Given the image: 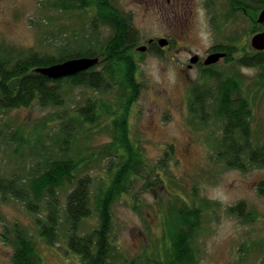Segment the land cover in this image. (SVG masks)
Segmentation results:
<instances>
[{"label": "rangeland", "instance_id": "obj_1", "mask_svg": "<svg viewBox=\"0 0 264 264\" xmlns=\"http://www.w3.org/2000/svg\"><path fill=\"white\" fill-rule=\"evenodd\" d=\"M93 1L84 10L66 12L54 7L58 2L56 0H0V41L23 52L31 48L40 52H54L56 46L62 44H83L85 37L91 34V18L95 13L98 14V0ZM199 1L107 0L112 8L132 13L133 24L142 37L139 46H147L150 39L165 37V34L176 39L175 45L165 51L160 50V54L155 51L142 53L138 71L142 88L130 115L133 139L144 148L148 165L157 162L163 166L165 170L161 168L159 171L164 181L155 182L149 188L138 184L129 193H124L121 199H117L112 209V233L117 245L129 258L144 252L150 254L162 242L167 212L174 203L170 202L172 194L188 200L195 194L200 206L207 204L202 228L196 238L198 264H264V196L258 191L259 183L264 181V166H252L244 171L228 167L222 160H217L214 151L223 135V126L216 120L206 126L194 123L186 108L190 102L191 87L200 84V81L203 83V79L197 71L185 74L183 64L188 61L191 52L203 53L214 42L211 32H207L203 23V12L200 10L198 13ZM188 8L194 10V19L190 36L183 38L178 35L176 26L182 19L179 12L183 13ZM242 20L238 16L234 18L232 35L247 29L250 34V21L247 25ZM98 36L104 42L110 38L111 31L100 27ZM87 46L85 41L84 51ZM231 67L232 76L237 74L244 80L245 95L251 102L252 141L255 145H262L264 88L258 85V81L263 70L258 67L248 70L241 66ZM93 96L91 90L66 87V100L62 107L42 108L34 103L30 107L0 110V174L7 177L13 173L25 175L36 159L41 162L47 156L48 149L59 150V145L52 142H47L46 146L43 143L35 145L36 136L33 135L44 124H49L53 127L47 125L46 131L56 138L58 131L51 120L58 119L59 113L63 114L65 120ZM19 131L28 134L23 141V148L6 139ZM85 134L82 129L78 131L79 138L74 150L85 162H89L95 158L93 153L110 140V135L99 129ZM59 137L63 138L62 135ZM40 140L43 138L37 141ZM168 144L173 145L174 154L172 159L161 163L160 159ZM43 166L40 164L37 168ZM101 168L100 163L92 164L94 171L91 176H102L105 172ZM147 169L141 167L140 174L144 176ZM151 178L153 180L155 176L151 175ZM69 191L67 187L60 192L61 202L65 203ZM242 202L247 205L249 220L230 210L231 206ZM38 208V216L45 220L47 206ZM0 213V264H14V249L3 241V233L11 231L5 230V225L16 223L28 228L36 237L41 264H81L77 255L68 251L63 240L67 231L64 218L60 219L63 235L50 246L39 236L35 215L27 211L22 202L13 198L5 199L0 193ZM95 224L96 218L93 216L83 222L81 231H91ZM114 264L122 263L116 260Z\"/></svg>", "mask_w": 264, "mask_h": 264}, {"label": "trees", "instance_id": "obj_2", "mask_svg": "<svg viewBox=\"0 0 264 264\" xmlns=\"http://www.w3.org/2000/svg\"><path fill=\"white\" fill-rule=\"evenodd\" d=\"M56 2L54 7L66 12L84 10L94 3L93 0ZM97 6L98 14L91 18V34L85 37L88 43L85 51V41L83 44L56 46L54 52H40L33 48L23 52L0 41V110L30 107L34 103L42 108L62 107L65 105L66 87L84 88L94 93L65 120L60 113L58 119L51 120L58 131L56 138L46 131V126L51 128L52 125L44 124L42 129L37 130L33 135L36 136L35 145L43 143L46 146L47 142H52L59 145V150L48 149L47 156L41 162L36 159L25 175L13 173L7 177L0 174V193L5 199L22 202L27 211L35 215L39 236L50 246L63 235L60 219L64 218L67 231L63 240L68 251L76 254L81 264H114L116 260L122 264H198L196 238L202 228L207 204L200 206L195 194H191L189 200L172 194L170 202L174 203L167 212L162 242L150 254L144 252L129 258L117 245L112 233L114 204L138 184L149 188L155 182H163L159 170L165 169L157 162L148 165L144 148L131 135V109L142 88L138 71L143 54L137 50L142 37L130 13L112 8L107 0H98ZM248 8L250 36L258 29L257 18L264 8V0H248ZM100 27L111 31L110 38L104 42L97 37ZM236 36L239 35L228 36L229 43L235 44ZM160 50L161 46H156L148 51L160 54ZM250 51L247 57L236 59L237 65L234 66L262 68L258 85L264 88V50H255L251 46ZM81 57H98L100 61L88 70L58 80L33 72L36 68ZM205 73L208 74H205L204 82L191 89L189 113L194 123L206 126L216 120L223 126V135L214 151L215 158L228 167L244 171L252 166H264V144L255 145L252 141V107L244 93V80L237 74L228 76V72ZM13 78L21 79L16 91L8 86ZM81 129L85 135L93 129L110 135V140L93 153L95 158L89 162H85L74 150ZM59 135L63 138L60 139ZM8 137V141L16 142L23 148L28 134L19 131ZM41 138L42 141H37ZM168 145L161 163L172 159L174 154L173 145ZM94 163L102 165L105 176L104 173L100 177H92ZM40 164L44 166L38 169ZM141 167L148 168L144 176L140 174ZM151 175L155 176L153 180ZM92 185L95 187L92 188ZM67 187L70 191L64 203L60 200V192ZM258 191L264 196V181L259 183ZM41 205L47 206L45 220L38 216ZM230 210L249 220L245 202L231 206ZM93 216L96 224L92 230L81 231L83 222ZM4 229H11L3 233V241L14 249V264L42 263L38 241L28 228L16 223L5 225Z\"/></svg>", "mask_w": 264, "mask_h": 264}, {"label": "flooded vegetation", "instance_id": "obj_3", "mask_svg": "<svg viewBox=\"0 0 264 264\" xmlns=\"http://www.w3.org/2000/svg\"><path fill=\"white\" fill-rule=\"evenodd\" d=\"M201 1V2H200ZM198 13L201 10L203 12V23L206 27L207 32H211L212 40L214 41L210 48L205 49L203 53H196L191 52L185 64H183V69L186 71L185 74H188L190 71H197L198 75L201 76L204 82L205 72L210 73H217V72H228V76L232 75L233 68L231 67L236 63V59L247 57L248 53L251 48V39L249 38L248 29L238 34L236 36V43L231 44L229 43L230 40L228 36L225 37V34H231L234 24L235 17H241L244 22H247L248 25V15H249V8H248V0H200ZM240 2L241 4H239ZM181 14L182 19L178 22L176 26L177 31L179 32V36L183 38H187L191 34V27L193 24L194 19V10L188 8L185 12H179ZM132 15V13H130ZM259 16V14H258ZM258 29L253 34V36L259 32H262L264 27L262 23L258 22ZM206 32V33H207ZM232 35V34H231ZM166 38L168 40V45L164 48L162 47L161 50L165 51L170 48L172 45H175L176 39L173 38L170 34H165V37H158L155 39H150L147 42V51L151 48H156L159 45V39ZM250 39V40H249ZM235 49V51H234ZM234 51V52H233ZM224 54L221 58L213 64H206V60L212 54ZM197 56L198 60L196 63H191V59ZM255 68V67H254ZM243 69H249L243 67ZM191 75V74H190ZM226 76V77H228ZM226 81V80H225ZM202 81H200V84ZM245 83V82H244ZM216 86V82L213 83ZM193 87V86H192ZM191 87V88H192ZM245 88V86H244ZM246 89V88H245ZM244 89V93H245ZM216 91V90H215ZM214 91V94L216 92ZM190 97H192L191 89H190ZM189 111V102L186 107Z\"/></svg>", "mask_w": 264, "mask_h": 264}, {"label": "water", "instance_id": "obj_4", "mask_svg": "<svg viewBox=\"0 0 264 264\" xmlns=\"http://www.w3.org/2000/svg\"><path fill=\"white\" fill-rule=\"evenodd\" d=\"M258 22L262 23L264 27V8L259 13ZM159 44L161 47H165L166 45H168V40L166 38L159 39ZM251 45L255 50H264V29L262 32H259L252 37ZM137 50L140 52H146L147 46H139ZM223 55L224 54L220 53L212 54L208 57L205 63L208 65L216 63ZM197 60L198 57L195 56L191 59V63H196ZM99 61L100 58L98 57L73 58L61 63L53 64L48 67L36 68L33 72L42 74L53 80H58L69 76H74L79 72L88 70L97 65ZM20 80V78H13L8 83L9 88L12 91H16L19 88Z\"/></svg>", "mask_w": 264, "mask_h": 264}]
</instances>
